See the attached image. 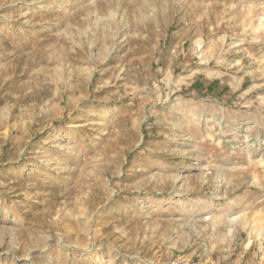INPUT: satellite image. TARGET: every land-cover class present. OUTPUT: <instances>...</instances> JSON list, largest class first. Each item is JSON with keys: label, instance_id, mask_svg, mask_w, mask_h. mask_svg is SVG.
Instances as JSON below:
<instances>
[{"label": "rangeland", "instance_id": "1", "mask_svg": "<svg viewBox=\"0 0 264 264\" xmlns=\"http://www.w3.org/2000/svg\"><path fill=\"white\" fill-rule=\"evenodd\" d=\"M0 264H264V0H0Z\"/></svg>", "mask_w": 264, "mask_h": 264}]
</instances>
